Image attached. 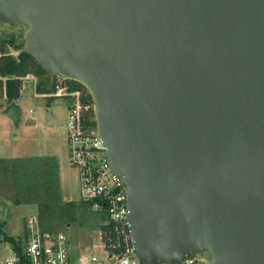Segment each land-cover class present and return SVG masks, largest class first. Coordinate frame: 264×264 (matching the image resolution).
<instances>
[{"label":"water","instance_id":"obj_1","mask_svg":"<svg viewBox=\"0 0 264 264\" xmlns=\"http://www.w3.org/2000/svg\"><path fill=\"white\" fill-rule=\"evenodd\" d=\"M0 22L91 95L140 261L264 264V0H0Z\"/></svg>","mask_w":264,"mask_h":264},{"label":"built area","instance_id":"obj_2","mask_svg":"<svg viewBox=\"0 0 264 264\" xmlns=\"http://www.w3.org/2000/svg\"><path fill=\"white\" fill-rule=\"evenodd\" d=\"M21 78L32 80L35 90L38 79L34 74ZM48 95L65 98L68 103L66 130L70 162L78 170L81 200L92 203V208L103 214L98 243L102 255L83 252L73 256L68 236L63 232L43 230L38 217L32 215L27 219L26 231L20 239L21 254L15 251L11 242L3 240L9 253L0 259V264H147L135 255L127 221L126 187L112 170L96 125L91 124L94 119L91 95L87 89L72 88L65 79L57 76L54 89ZM206 258L200 253L175 264H205Z\"/></svg>","mask_w":264,"mask_h":264},{"label":"rangeland","instance_id":"obj_3","mask_svg":"<svg viewBox=\"0 0 264 264\" xmlns=\"http://www.w3.org/2000/svg\"><path fill=\"white\" fill-rule=\"evenodd\" d=\"M25 30L26 26L24 25L0 22V40L9 38L11 34L19 35L20 33H22L20 40H23ZM5 47L6 51L18 55L19 50L12 45ZM37 79L39 78L37 77ZM41 79L42 81H49L48 90L54 89V75L43 74ZM46 100H51L48 105L43 102L42 98L20 101L22 116L17 127L12 118L0 111V161H4L3 165L8 166L9 161H14L17 165L16 160H24L23 173L28 169V174H34L31 167L37 168L36 176L40 173H50L58 183L57 190L61 198H69L80 206L82 201L80 179L77 168L70 162L67 130L65 128L69 119L68 103L62 97L50 96ZM33 105L37 108L38 119H36V124H26L24 118L31 119L34 116L33 113H28L30 108H35ZM1 168L2 165L0 164V220L4 221L3 230L7 235L18 233V236L14 237L22 238L26 221L31 214L37 212V205L15 203V198L23 197L17 192L21 189L19 185L25 186V183L16 184L13 174L11 172L7 175L4 174L5 170ZM92 209L86 204L77 208L76 220L71 222L70 227L65 226L64 220L58 221L55 223V226L58 227L56 232H63L70 237L75 236L79 241L83 240L86 244L95 241L99 243L101 230L96 226L99 222V214ZM2 211L5 212L4 215ZM96 246L99 249L97 254L102 255L98 244ZM6 253L9 252L2 249L0 259L6 256Z\"/></svg>","mask_w":264,"mask_h":264},{"label":"trees","instance_id":"obj_4","mask_svg":"<svg viewBox=\"0 0 264 264\" xmlns=\"http://www.w3.org/2000/svg\"><path fill=\"white\" fill-rule=\"evenodd\" d=\"M22 33L19 35L11 34L9 38L0 40V76L6 77L4 83L6 100L12 105L15 100L19 98V92L21 87L20 76H24L28 73H32L39 79L37 82V89L48 91L45 87L49 84V81H42L41 76L48 73L35 61V59L22 49L23 40H20ZM6 45H12L15 49L19 50L18 55L14 58L8 51L5 50ZM34 70L35 72H30ZM72 88L86 89L82 84L73 81L66 80ZM91 97V96H90ZM10 104V105H11ZM91 124L95 125V120H91ZM9 161L8 166L3 165L5 162L0 161L2 168L5 170L4 174L12 173L14 182L19 185L21 189L17 193L23 195L22 198H15V203H32L37 205V217L43 230L54 232L58 227L55 223L64 220V224L71 223L76 220L77 208L82 205H87L92 209V203L81 201L80 206L71 200H62L58 194V183L54 177L47 173H40L36 176L35 171L37 168L31 167L34 170V174H28V169L23 173L24 160ZM1 168V169H2ZM95 211L94 209H92ZM99 214V222L96 225L98 228L103 226L100 224L103 219V214L99 211H95ZM4 221L0 220V234L3 240L12 243L15 251L19 254L22 252L21 242L16 240L17 237L7 235L4 230Z\"/></svg>","mask_w":264,"mask_h":264},{"label":"crops","instance_id":"obj_5","mask_svg":"<svg viewBox=\"0 0 264 264\" xmlns=\"http://www.w3.org/2000/svg\"><path fill=\"white\" fill-rule=\"evenodd\" d=\"M12 54H13L12 56L15 58L16 57V54L15 53H12ZM21 77H23V76H20L19 77V79L21 80V87H20V92H19V98H17L15 100V102H14L13 105L18 106L19 109H20L19 102L22 101L23 99L35 100V99H38V98H42L43 99V102L46 105H48L50 103L51 100H46V98L47 97H50L48 94H49V92L51 90H48V91L39 90V89H37V86L35 87V90H34L33 82H31L32 80H23ZM4 81H5L4 77L0 76V87H1L0 88V111L3 112V113H5L6 115H8L10 118H12L11 115H10V113H9V108L11 106H13V105L6 100L5 86H4V83H3ZM45 87L47 88L48 85H46ZM34 93H36V95H34ZM33 107H35V106L33 105ZM36 109L37 108L35 107V108H30L28 110V113H30V114L33 113L34 116L31 119L24 118V121H25L26 124L27 123L36 124V121H37L36 119H38ZM21 116L22 115H21V109H20L19 122H20ZM47 119H49V118H47ZM44 126L48 127L47 125H44ZM65 128H66V124H65ZM63 199L65 201L66 200L67 201L69 200V198L65 199V198L62 197V200ZM2 213H3V215L5 214L4 211H2ZM32 215H36L37 216V212L31 214L29 217H31ZM70 225H71V223H66L65 226L66 227H70ZM25 231H26V224H25V227H24V231L23 232H25ZM17 234L18 233H16V234H10V236H18ZM68 238L70 240V250H71V253H72L73 256H76V255H78L80 253H83V252H87V253H97L98 250H99V249H97V246L96 245L98 244V242H96V241L93 242V243H91V244H86L85 242H83V240H80L79 241V239L77 237H75V236L74 237L68 236ZM75 238H77V239H75ZM80 243H81V245H79ZM2 249H5V252H8V248H7L6 244L3 242L2 235L0 234V251Z\"/></svg>","mask_w":264,"mask_h":264},{"label":"flooded vegetation","instance_id":"obj_6","mask_svg":"<svg viewBox=\"0 0 264 264\" xmlns=\"http://www.w3.org/2000/svg\"><path fill=\"white\" fill-rule=\"evenodd\" d=\"M202 255L204 256V257H207V258H209V253H207V252H204V253H202Z\"/></svg>","mask_w":264,"mask_h":264}]
</instances>
